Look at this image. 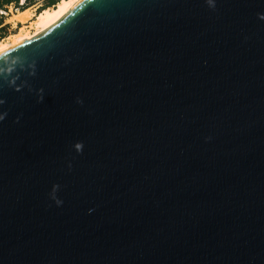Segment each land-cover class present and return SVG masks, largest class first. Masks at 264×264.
<instances>
[{"label": "water", "instance_id": "water-1", "mask_svg": "<svg viewBox=\"0 0 264 264\" xmlns=\"http://www.w3.org/2000/svg\"><path fill=\"white\" fill-rule=\"evenodd\" d=\"M0 264H264V0H82L0 55Z\"/></svg>", "mask_w": 264, "mask_h": 264}, {"label": "bare ground", "instance_id": "bare-ground-1", "mask_svg": "<svg viewBox=\"0 0 264 264\" xmlns=\"http://www.w3.org/2000/svg\"><path fill=\"white\" fill-rule=\"evenodd\" d=\"M82 0H60L54 7L44 8L34 18L28 14L22 15L23 27L18 32L0 41V55L12 48L25 43L46 33L48 30L60 23ZM25 10H18L14 13L12 21ZM27 22V24H26Z\"/></svg>", "mask_w": 264, "mask_h": 264}, {"label": "rangeland", "instance_id": "rangeland-1", "mask_svg": "<svg viewBox=\"0 0 264 264\" xmlns=\"http://www.w3.org/2000/svg\"><path fill=\"white\" fill-rule=\"evenodd\" d=\"M48 0H35L32 2V6L35 5L32 9H29V7H27V9H25V11L22 12V14L18 17L17 20H13V18L15 16L14 13H16V7L15 5H11L9 7H7L5 10L8 13L7 16L3 17V22L5 24V26H8V28L11 29V31H7L6 33H0V41L6 39L7 37H9L12 34H15L16 32H18L20 30L21 27H23L24 25L22 24V15L23 14H28L29 18H34L38 13L41 12V10H43L46 6L45 4L47 3ZM27 24V22H26ZM14 26V29H12L11 27ZM4 29L0 28V32H2ZM18 30V31H17Z\"/></svg>", "mask_w": 264, "mask_h": 264}, {"label": "trees", "instance_id": "trees-1", "mask_svg": "<svg viewBox=\"0 0 264 264\" xmlns=\"http://www.w3.org/2000/svg\"><path fill=\"white\" fill-rule=\"evenodd\" d=\"M20 1H21V0H0V10H4V9H6L8 6H11L13 3L16 4V5H18ZM59 1H60V0H57V1H55L53 4H51V5H47L45 8L53 7V6H55ZM26 2H27V5H28L27 7H29V6H31V4H32L33 1H31V0H26ZM27 7H24L23 10L27 9ZM2 20H3V18H0V26H3V25H4V22H3ZM7 27H8V26H4V27H2V29H6Z\"/></svg>", "mask_w": 264, "mask_h": 264}, {"label": "built area", "instance_id": "built-area-1", "mask_svg": "<svg viewBox=\"0 0 264 264\" xmlns=\"http://www.w3.org/2000/svg\"><path fill=\"white\" fill-rule=\"evenodd\" d=\"M31 1H35V0H31ZM28 5H27V2H26V0H21L20 2H19V4L18 5H16L15 7H16V11H18V10H22L24 7H27ZM8 15V13L6 12V10L4 9V10H0V18H2V17H4V16H7Z\"/></svg>", "mask_w": 264, "mask_h": 264}, {"label": "crops", "instance_id": "crops-1", "mask_svg": "<svg viewBox=\"0 0 264 264\" xmlns=\"http://www.w3.org/2000/svg\"><path fill=\"white\" fill-rule=\"evenodd\" d=\"M55 1H57V0H48L47 1V3L45 4V6H47V5H51V4H53ZM12 5H15L16 6V4H12ZM35 5H31L30 6V8L29 9H32L33 7H34ZM9 7V6H8ZM54 7V6H53ZM21 10V9H20ZM23 10V9H22ZM3 18V17H2ZM5 26V24L3 25V26H0V28H2V27H4ZM12 29H14V26L13 27H11ZM7 31H11V29L10 28H6V29H4L2 32H0V33H6Z\"/></svg>", "mask_w": 264, "mask_h": 264}]
</instances>
